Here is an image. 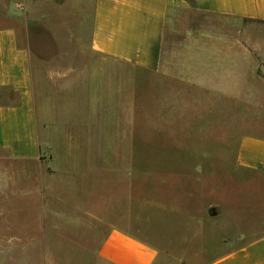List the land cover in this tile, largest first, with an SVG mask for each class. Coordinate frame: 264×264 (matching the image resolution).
Listing matches in <instances>:
<instances>
[{"label": "crops", "instance_id": "obj_1", "mask_svg": "<svg viewBox=\"0 0 264 264\" xmlns=\"http://www.w3.org/2000/svg\"><path fill=\"white\" fill-rule=\"evenodd\" d=\"M7 1L10 10H40L33 7L39 0ZM71 12L92 13L90 54L147 70L163 79L166 91H217L223 85L237 93L251 91L260 78L250 68V31L228 23H264V0H71ZM36 98L29 49L19 43L15 26L0 27V152L21 161L47 153L52 195L42 198L39 218L51 215L93 231L98 264H264V136H241L232 163L214 171L218 180L211 184L203 165L145 170L164 181L163 190L139 180L134 168L121 170L137 180L136 196L127 201L137 210L115 214L103 189L106 156L99 153L93 163L90 150L79 146L88 139L79 128L86 132L89 122H77L71 103V124L58 129L67 143L49 149L44 135L51 127ZM93 101L84 103L86 110L101 116L102 103ZM81 179L83 188L76 185ZM57 182L67 183L68 195ZM225 192L228 206L218 196ZM206 194L214 199L205 200ZM211 242L224 250L208 255Z\"/></svg>", "mask_w": 264, "mask_h": 264}, {"label": "rangeland", "instance_id": "obj_2", "mask_svg": "<svg viewBox=\"0 0 264 264\" xmlns=\"http://www.w3.org/2000/svg\"><path fill=\"white\" fill-rule=\"evenodd\" d=\"M33 7L40 10H10L8 1L0 0V27L15 26L19 43L29 49L36 103L51 127L44 135L49 149L67 143L58 129L71 124V103L77 122H89L86 132L78 127V135L88 138L78 141L79 146L90 150L93 163L99 153L106 156L103 189L114 204L113 213L137 210L127 203L136 196L132 187L137 180L121 170L134 168L139 180L163 190L164 181L147 177L145 170L168 163L203 165L211 184L218 180L213 172L232 163L241 136H264V23H228L250 31V68L260 77L251 91L232 93L223 85L217 91H166L163 79L147 70L90 54L91 12H71V0H39ZM95 98L102 103L101 116L85 108ZM46 158L44 152L41 160H13L0 152V264H98L93 231L51 215L39 218L42 198L52 195V183L45 179L51 171ZM86 183L81 179L76 185ZM56 187L69 194L67 183L57 182ZM218 196L228 206L229 195ZM212 199L205 195V200ZM208 245V255L224 250Z\"/></svg>", "mask_w": 264, "mask_h": 264}, {"label": "trees", "instance_id": "obj_3", "mask_svg": "<svg viewBox=\"0 0 264 264\" xmlns=\"http://www.w3.org/2000/svg\"><path fill=\"white\" fill-rule=\"evenodd\" d=\"M259 22V21H258ZM262 23V22H261Z\"/></svg>", "mask_w": 264, "mask_h": 264}]
</instances>
